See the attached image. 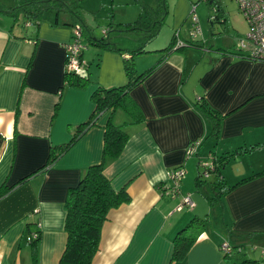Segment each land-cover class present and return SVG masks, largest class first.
Returning <instances> with one entry per match:
<instances>
[{"label":"crops","instance_id":"crops-1","mask_svg":"<svg viewBox=\"0 0 264 264\" xmlns=\"http://www.w3.org/2000/svg\"><path fill=\"white\" fill-rule=\"evenodd\" d=\"M215 1L207 5L214 7L222 29L199 31L192 39L195 48L171 51L128 92L141 116L136 123L137 111L131 116L120 108L93 117L92 93L128 82L126 55L82 41L80 60L88 82L83 88L66 86L71 20L46 11L24 26L22 16L14 20L0 12V190H6L0 197V264L58 263L66 239L67 189L100 161L108 122L120 127L127 141L121 154L105 163L103 175L114 191L124 188L129 201L107 213L90 264H264V174L235 186L213 207L192 195L198 171L215 160L224 159L219 173L227 186L264 171V62L237 56L245 35ZM10 2L4 10L16 5ZM189 6L188 0L176 1L166 38L157 44L155 38L145 54L134 57L135 76L157 63L162 54L156 51L174 32L180 41L190 40L180 34ZM168 16L167 11L162 26ZM187 30L189 35L190 25ZM118 41H123L115 44L118 49L136 48L133 40ZM199 100L220 117L216 139L212 123L195 108ZM81 129L72 146L45 166L49 154L58 153ZM194 142L195 151L186 156ZM176 169L183 176L173 193L167 173ZM186 195L191 207L182 204ZM193 218L204 224L183 259L173 262V238ZM36 230L39 238L31 247L28 239ZM224 241L231 246L226 257L219 251Z\"/></svg>","mask_w":264,"mask_h":264},{"label":"trees","instance_id":"trees-1","mask_svg":"<svg viewBox=\"0 0 264 264\" xmlns=\"http://www.w3.org/2000/svg\"><path fill=\"white\" fill-rule=\"evenodd\" d=\"M78 0H28L20 4H16L9 9L4 10L0 5V12L8 13L15 20L18 17L25 18L24 26L31 24L32 21H39L41 15L46 11H51L55 15L64 14L68 15L73 25L80 27V44L82 49V37L87 41L88 45L100 50H115L121 55L127 56L124 59V72L128 82L123 87L118 88H99L91 95V101L93 102V117L98 116L108 110L116 108L122 109L126 114L132 116V113L137 111V108L128 98V92L140 84L144 78L149 76L153 69L173 50H183V48H195L194 41L183 42V46L179 48H173V35L170 43L161 50L156 52L161 53L160 59L149 69L144 70L138 76H135L134 72V57L145 54L147 51L145 47L149 45L157 36L160 31L164 18L167 15V9L164 0H155V6L149 7L148 5L137 1L139 13L136 19L132 22L124 24H116L109 21L101 30V37L94 38L91 35L90 29L87 28L82 20L81 15L78 13L80 8L77 4ZM209 0H206L207 3ZM211 3H216L215 0H210ZM215 5V4H214ZM4 10V11H3ZM71 23V24H72ZM72 25V26H73ZM174 34V33H173ZM119 37L122 39H129L137 42L136 48L127 50L124 48L118 49L115 44L123 41L113 43L111 39ZM122 44V43H121ZM125 46V45H124ZM83 51V50H81ZM239 53L237 56L253 61H257L246 55V57ZM81 52L79 54L80 61ZM259 62H264L259 60ZM84 75L67 73L63 68V78L67 82L65 85L83 88L87 82L86 68ZM195 108L198 114L204 119L212 123L211 137L216 139L220 117L217 116L209 107L203 103L197 101ZM138 118L134 122L141 121V116L137 111ZM94 123L92 124V126ZM83 134V129L77 130L73 135L71 141L59 149L56 154H49L45 166L56 161L58 157L64 154L72 144ZM127 141V135L122 131L120 127H117L108 122L103 130L102 134V151L101 159L95 164L88 166L80 178V180L73 187L67 189L65 199L63 201L64 209V222L63 231L65 233V245L63 252L58 260L57 264H90L93 256L97 252L101 226L104 223L107 213L116 209L121 204L127 203L128 197L125 194L124 188L114 191L110 184V179L103 175V169L107 161L116 159L122 152V149ZM252 148L242 149L239 153L248 152ZM237 151V152H238ZM224 159L215 160L210 166L202 167L206 175H213L210 181L206 184L210 194L202 192V196L206 201L208 207H213L219 199L225 194L229 193L235 186L243 183L251 178L261 176L264 171L240 180L237 184L227 186L219 173V168L223 165ZM43 166V167H45ZM202 166V165H201ZM201 168V169H202ZM202 174H199L194 179L195 190L198 191L202 185L203 180H207ZM203 177V178H202ZM26 178L20 180L19 183ZM6 193V190H0V197ZM204 222L199 218L191 219L183 228L178 230L172 241L171 261L177 262L183 259L186 252L197 239L199 234V228L202 227ZM39 231L36 230V235L29 243L31 247L39 238ZM239 249V247H238ZM228 254H224L226 257Z\"/></svg>","mask_w":264,"mask_h":264},{"label":"rangeland","instance_id":"rangeland-1","mask_svg":"<svg viewBox=\"0 0 264 264\" xmlns=\"http://www.w3.org/2000/svg\"><path fill=\"white\" fill-rule=\"evenodd\" d=\"M10 1L11 0H0V5L1 6L4 4L8 5L9 3H11ZM137 1H140L152 8L155 6L154 5L155 0H137ZM137 1L136 0H78L77 4L80 8V11H78V13L81 15L85 25L88 26V29H90L92 37L100 38L102 28L109 21L116 24H124L134 21L139 13ZM176 1L177 0H164L169 16L167 19V23L164 26H162L160 31L158 32V35L156 37L157 39L154 41L155 44H157L161 39H165L167 36L168 28L172 25L174 19L171 9L173 5L176 4ZM188 1L190 3L189 6L190 14L188 15L186 21L183 22L182 27H180V34L182 35V37L189 38L187 26L190 25L191 27L192 18H194L196 22V26L199 29L200 33L202 31V33H205V35L208 34L207 33L208 29L211 26L214 32H218L222 29V25L219 24L220 22H218L220 20L216 19V17L214 16V7L211 6L212 4L207 5V3H205V0H188ZM17 2L18 0H13V3L16 4ZM220 3L222 5L223 10L226 12V18L227 21L230 23V25L231 26L235 25L237 33H242V35H245L247 32L246 22L241 16V14L237 11L236 4L234 3V1L220 0ZM58 17L60 19L62 18L69 19L68 15H64V14H59ZM210 22L212 25H210ZM230 25L227 23V26L229 27L227 28L228 32L229 29L231 28ZM239 26L240 28L245 29L244 34L243 32H241ZM239 39H243V36H241ZM117 40H120L119 37H115L111 39L113 43H116ZM82 41L86 46L87 41L85 39H82ZM167 41L168 38L166 42ZM84 53L86 52L84 51ZM199 172L200 170L198 171V173ZM201 181H203V185L198 191H196L194 186H192V195L194 194L198 198L203 197L202 192L210 194L206 184H204L210 181V179L208 180L202 179ZM212 221L213 220H211V222ZM222 243H225V241L221 242L220 245ZM229 247L231 251V246L229 245ZM221 254L224 255L225 252L221 251Z\"/></svg>","mask_w":264,"mask_h":264},{"label":"built area","instance_id":"built-area-1","mask_svg":"<svg viewBox=\"0 0 264 264\" xmlns=\"http://www.w3.org/2000/svg\"><path fill=\"white\" fill-rule=\"evenodd\" d=\"M206 1V0H205ZM236 4L237 11L241 14L247 24V32L243 39L238 42L239 52H247V55L253 59L264 61V0H233ZM191 30L189 32V38L192 41L196 36L199 35V29L196 26L194 18H192ZM80 27L75 25L71 31V39L69 43L65 46V64L64 70L67 73L80 74L84 72V64L79 61V54L82 50L80 44ZM173 48L182 47L184 44L178 39L177 33L173 34ZM198 142H194L188 145L186 150V156L194 152ZM212 167L211 164H206V166ZM183 176L180 169L169 171L167 173V178L172 182L171 191L173 193L178 192L179 182ZM203 176L206 177V173L203 171ZM183 205L191 207V201L189 196L186 195L183 198ZM180 208L177 207L176 210ZM36 235L33 233L29 237L28 241H32ZM219 251L229 254L230 247L228 243H222L219 245Z\"/></svg>","mask_w":264,"mask_h":264},{"label":"clouds","instance_id":"clouds-1","mask_svg":"<svg viewBox=\"0 0 264 264\" xmlns=\"http://www.w3.org/2000/svg\"><path fill=\"white\" fill-rule=\"evenodd\" d=\"M80 75H84V73L83 72H80Z\"/></svg>","mask_w":264,"mask_h":264}]
</instances>
